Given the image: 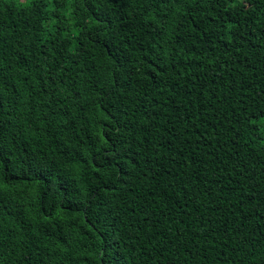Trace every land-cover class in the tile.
I'll return each mask as SVG.
<instances>
[{"label":"trees","instance_id":"1","mask_svg":"<svg viewBox=\"0 0 264 264\" xmlns=\"http://www.w3.org/2000/svg\"><path fill=\"white\" fill-rule=\"evenodd\" d=\"M0 264H264V0H0Z\"/></svg>","mask_w":264,"mask_h":264}]
</instances>
